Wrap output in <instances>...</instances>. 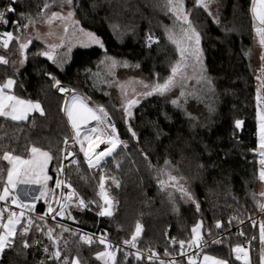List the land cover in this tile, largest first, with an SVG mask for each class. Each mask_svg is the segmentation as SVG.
<instances>
[{"label": "trees", "instance_id": "obj_1", "mask_svg": "<svg viewBox=\"0 0 264 264\" xmlns=\"http://www.w3.org/2000/svg\"><path fill=\"white\" fill-rule=\"evenodd\" d=\"M46 2L51 7L42 12ZM4 6L5 0H0V10ZM67 6H62L61 0H16V11L8 15V30L19 41L14 40L9 48L0 51L8 60V64H0V83L14 79V94L39 102L44 115L34 113L25 122L0 117V156L10 151L28 158V149L32 146L48 151L53 157L49 168L51 189H55V198L59 199L60 190L55 188L60 178L57 169L63 159L64 139L69 138L71 130L63 111L65 98L53 88L55 80L102 106L127 147L121 145L97 168H89L84 163L67 167L65 181L77 194L67 209L72 218L67 212L52 221L25 216L22 224H27L31 217L33 227L27 234H20L19 226L14 241L0 257V264H64L65 259L71 264L74 258H79L80 264H103L96 256L106 250L105 245L98 240L86 244L69 231L62 232L58 222L106 234L107 238L117 241L130 240L139 223L142 232L138 246L162 256L165 250L168 256L178 254L179 249L171 245L172 239L189 240L192 227L202 222V233L207 238L229 232L228 239H219L221 243L204 254L228 260L229 264H243L235 259L232 249L237 245L246 248L251 240V256L253 264H257L259 222H264V215L256 226L251 220L261 213L258 203L264 200L260 195L259 83L251 0H215L210 4L212 16L196 7L195 0H185V9L191 13L190 19L201 36L204 86L192 100L195 105L191 107V114L171 103L175 99L172 90L164 96L142 98L131 109V118L114 98L98 87L96 72L100 76L105 74L101 62L110 57L121 64L126 62L147 84L162 83L171 74L172 65L180 57L168 39L167 29L178 33L179 28L165 7V0H73L71 7L80 27L98 37L103 48L76 50L64 67L41 55L46 49L35 41L23 52L25 56H21L19 43L30 36L31 24L26 29L22 26L28 23L29 17L35 21L33 24L39 23ZM149 35L158 43L149 47ZM237 120L243 121L240 128L235 126ZM129 126L136 137L128 130ZM0 167L5 170L0 178L2 190L7 162L0 161ZM169 173L178 178V184L162 190L160 181H166ZM101 176L105 192L113 202L112 216L98 214L101 210L98 205L105 206L100 195ZM181 185L193 199L177 190ZM81 198L88 204L87 208L76 206ZM52 206L57 207L55 203ZM47 208L48 202L42 200L36 211L43 216ZM217 222L220 228L216 227ZM37 225L44 231L38 230ZM48 227L55 229L56 243L48 238ZM24 241L29 247H24ZM57 247L60 260L51 258ZM179 261L187 264V258ZM117 264L153 263L134 261L119 253Z\"/></svg>", "mask_w": 264, "mask_h": 264}, {"label": "snow or ice", "instance_id": "obj_2", "mask_svg": "<svg viewBox=\"0 0 264 264\" xmlns=\"http://www.w3.org/2000/svg\"><path fill=\"white\" fill-rule=\"evenodd\" d=\"M16 0H10V3L6 6L4 10H0V24H8L9 20L6 18L7 13H13L16 11L12 4H14ZM215 0H195L196 7L203 8L208 15L212 16V12L210 11V4L214 3ZM67 4L71 6L73 4V0H61V5ZM51 5L47 2L44 4V9L46 10L50 8ZM165 7L167 11L171 13L176 22V27L179 28V32L177 33L175 29H167L168 39L172 44L176 46L180 59L176 61L171 67V74L162 82H155L152 84H147L144 81H130L125 84H119L121 89V93L125 98V103L123 104V111L128 118L132 117L131 109L140 103L138 98H128V87L130 85L139 84L145 89L142 92L136 93L135 87H132V92L136 93V95L140 97L147 98L152 95H160L164 96L168 92L172 91L177 86L183 88L184 82L189 79L188 69L191 68L193 72H197L200 75L201 79H205L203 73V61H202V50L200 48L201 36L197 31L195 26L190 19L191 13L186 11L185 9V0H165ZM250 14L253 21V28L258 37L259 46L264 49V0H251L250 6ZM74 11L69 10L66 15H63L61 12H52L50 16L47 18L46 22L51 25L54 21L59 20L62 22L71 21L73 25H78L79 21L73 19ZM216 23H219L218 19L214 17ZM35 21L29 17L28 23L24 24L23 28H28L29 24H33ZM18 23V22H14ZM64 35L59 37V44H50L48 46L49 50L40 53L41 55L46 56L49 60L53 61V63L57 62V57L54 55L58 48L64 46L65 40L69 39V27L67 23L62 24ZM19 30V29H18ZM88 39L95 44H98L101 48H103L102 41L96 37L93 33L87 32L84 33L83 29L79 30ZM50 36L54 35V33L50 32ZM75 35V33H73ZM19 41L18 36H14L13 32L5 31L0 33V47L7 49L9 44L13 41ZM149 47L152 43H158L157 40L149 35L148 36ZM31 41L20 42L19 47L21 53L23 54L24 50L28 48V45ZM69 51L71 48L69 47ZM260 59L262 61L261 66V76H257V79L260 81V88L257 90V104L258 111L257 116L259 119V155L261 156L260 164L261 170L259 171V179L264 181V109H261L259 105L264 104V96L261 95V91L264 90V52L261 53ZM110 62L108 64L109 72L117 66L118 62L112 58H107ZM190 60H194V63H189ZM23 63V60L21 61ZM101 63H105L102 61ZM0 64H8V60L4 56H0ZM124 67H128V64L125 62L123 64ZM199 66V67H198ZM55 80V77H53ZM209 84L211 81H207ZM16 81L12 78H9L3 84H0V117L5 119H9L14 122H23L26 121L31 112H39L41 115H44L43 108L41 107L39 102H33L31 100H24L18 97L17 95L12 93V89ZM54 87H56L61 92H67L68 89H65L60 86V81L55 80ZM180 96H185V92L181 91ZM172 104L178 105V100L173 99L171 101ZM65 112L68 122L70 123L74 136L72 137V141L75 144L80 145V151L83 153L85 161L88 164L89 168H97L100 166L101 162L105 157L112 156L117 147L123 146L127 147V144L119 140V136L117 133V129L114 123L111 122V117H109L107 111L102 106H97L96 108L89 107L84 99L77 95L72 96V103L69 106L67 103L63 109ZM90 121H97V124H105L106 129H102L100 127H92L85 128L83 137L81 138V127L82 125L88 124ZM243 124V121L237 120L235 122L236 128H240ZM110 129V131H108ZM133 137H136V133L132 130L131 126L128 129ZM95 134V135H93ZM105 137V138H102ZM85 143H87V147H85ZM64 144L66 147L62 150L64 153L63 159L68 160L70 157H74L75 153L68 150L69 139L65 137ZM105 144L107 147L103 151L97 152L96 149L100 147V145ZM30 155L28 158H24L21 155H15L13 152L4 151L2 156H0V161L7 162L6 169V181L3 182L2 191H0V201L9 202L11 205H14L21 209L19 213L11 210L9 207L4 206L0 207V252H3L5 247L9 246L15 239L18 226L22 229L20 234H27L29 230L33 227L34 222L31 217H28L27 224H22V220L25 218V211L27 209L29 212L34 210L36 200H45L48 202V208L46 213L43 216H40L38 219L44 220L45 216L52 214V219L55 220L57 216L63 217L65 216L67 209L69 207V202L73 200V197L76 196V192L72 189L67 196L64 195L63 192L60 194V198H55V189L48 188V181L52 179L51 176L48 175L47 169L49 162L53 159L48 151H44L39 147L32 146L28 149ZM70 163L72 165H78L79 161L75 158H72ZM167 163V162H166ZM66 165L61 163L59 168L57 169L58 177L64 174V170ZM3 167H0V178H2L4 174ZM113 181L119 186L118 182ZM178 184V178L172 176L170 173L168 174V179L161 180L160 185L162 190H165L167 187H176ZM21 185L24 186H36V191L39 195L33 197V202L27 203L25 202L20 194L17 192V188ZM62 187H66L71 189V184L66 182L64 179L57 178L55 182V188L59 189ZM183 195L187 196L188 199H193L191 194L187 191V189L183 188V186H179L177 188ZM29 193L25 192L24 195L27 196ZM100 195L104 200L105 206L101 207L100 212L98 213L100 216H112L113 215V202L105 192L104 188V177L100 178ZM260 195L264 197V192H261ZM55 203L57 207H53L52 204ZM94 203V202H89ZM77 207L83 209L87 208L88 204L84 201V199H79L76 205ZM197 210H199V204L196 205ZM259 210L264 212V202L258 203ZM7 212L6 222L4 220V214ZM69 218L71 217V213L67 212ZM253 226H256L257 221H253ZM38 230L44 231V228H41L39 225L36 226ZM59 228L62 229V232L69 231L63 225H58ZM217 228L221 227V224L217 222ZM203 224L197 223L191 229V237L189 240H179L176 241L174 238L172 239V243L179 244L180 252L179 255L185 256L187 255V264H229L228 260L220 259L215 256L203 254L204 249L208 247V244L205 240L204 234L202 233ZM55 229L48 227L47 228V236L50 240H53V243H56L54 239ZM142 232V227L139 223L136 225L135 233L132 235L131 239H126L123 241L125 246L131 247L133 249L137 248L138 237ZM240 235H244L243 232L239 233ZM208 235H211L209 232ZM82 241L87 244H91L94 242V237L90 235H83L80 237ZM253 240L256 239L254 236ZM259 241H260V264H264V222H259ZM99 243L105 245L106 250L100 253H97L96 258L98 260H103V264H117V253L123 251L117 245H113L107 242V235L104 234L99 237ZM213 244L221 243V240H213ZM249 245H251V241H249ZM24 247H29L27 241H24ZM185 249H197L199 251L193 253L192 255H188ZM233 252L236 253L235 259L242 260L243 264H251L249 258V250L237 245L232 249ZM45 252H48V249H44ZM203 254L202 261L198 260V257ZM125 258L133 255V253L125 252ZM137 260L143 259L142 254L137 251L135 254ZM165 256L170 255L167 250L164 253ZM158 254L156 252H152L150 250L149 256L147 259L151 262L154 257H157ZM51 258L55 260H60L61 252L57 247V250L51 253ZM64 264H69L67 259L64 260ZM71 264H80L79 258H74L71 261ZM159 264H178L175 259L171 261L160 260Z\"/></svg>", "mask_w": 264, "mask_h": 264}, {"label": "rangeland", "instance_id": "obj_3", "mask_svg": "<svg viewBox=\"0 0 264 264\" xmlns=\"http://www.w3.org/2000/svg\"><path fill=\"white\" fill-rule=\"evenodd\" d=\"M69 10L73 11L72 7L68 5L63 10L56 11V12H61L63 15H66ZM49 16H47L45 19H43L39 23L31 24L29 27L30 36L27 38L21 39L20 42H27L30 40L32 43L33 41H35V42L42 44L45 47L46 51H48L49 50L48 46L50 44H59L60 43L59 37L64 35L62 24L67 23V25L69 27V33H68L69 39L65 40L64 46L61 48H58L56 50V52L54 53V55H56V57H57L58 65L61 67H64L67 63L70 62V60L72 58V54L76 50H79V49L85 50V49H89L92 47L99 46L98 44L92 43L88 39L87 36H85L83 33H81L79 31L80 29H82L79 24L73 25L71 21L62 22V21L56 20L51 25H49L46 22V20ZM73 19L77 21L75 15H74ZM50 32L54 33V35L50 36L49 35ZM73 33H75V35H73ZM84 33H87V31L84 30ZM12 42L9 44V47L11 46ZM69 47L71 48V51H69ZM262 52H264V49H262L259 46L258 37L255 36V39H254V55H255V67H256L257 76L262 75L261 74L262 61L260 59ZM21 56H25L24 53ZM21 58H23V57H21ZM103 61H105V63H102L101 69H102V71L105 72V74H103V76H100L99 71L96 72V84L98 85V87L101 90L105 91L109 96L114 98V100L120 105V107H123V104L125 103V98L121 93V89L119 87V84H125L126 82H130V81H143V80H142V78L138 72L132 70L129 67H124L123 64H121V63H118L117 66L110 73L109 68H108V64L110 62L107 59H104ZM189 63H191V60L189 61ZM188 75H189V79L184 82L183 88H181L180 86H177L176 88L173 89V91H174L175 99L178 100V102H179L178 106L181 109L186 110L188 114H191V107H192V105H195L194 102L192 103V100H194V98L197 96V94H196L197 90H201L203 88L204 80L201 79L200 75L198 74V70H197V72H193L192 69L189 68L188 69ZM258 83H259L258 88H260V81L259 80H258ZM132 87H135L136 93H139V92H142L145 90L139 84L130 85L127 89L129 99L138 98L139 100H141L142 98H144V97H140V96L136 95V93H133ZM181 91L185 92V96H183V97L180 96ZM261 95L264 96V90L261 91ZM66 103L70 106L72 103V97L65 99L64 107H65ZM88 106H89V104H88ZM260 106H263V104H261ZM93 108H95V107H93ZM197 109H198V107L195 108L196 111H197ZM64 114H65V112H64ZM65 117L67 119L66 114H65ZM67 121H68V119H67ZM101 125L104 126V128L106 129L105 124H101ZM70 130L73 132L71 125H70ZM108 131H110V129H108ZM51 161L49 162V164L51 163ZM260 182H261L260 190H261V192H264V183H263L264 181L260 180ZM35 189L36 188H26V189H24L23 193L28 192L29 194L27 195V197H33V196H35L34 195L35 193L36 194L38 193ZM261 200H264V197L261 196ZM1 253L2 252H0V257L2 255Z\"/></svg>", "mask_w": 264, "mask_h": 264}, {"label": "built area", "instance_id": "obj_4", "mask_svg": "<svg viewBox=\"0 0 264 264\" xmlns=\"http://www.w3.org/2000/svg\"><path fill=\"white\" fill-rule=\"evenodd\" d=\"M9 3H10V0H5V6H4V8H3L2 10H4V9L6 8V6H7ZM14 4H15V3H14ZM14 4H12V7H14ZM8 15H9V13L6 14V18H7V19H8ZM8 26H9V23H8V24H0V33L5 32V31H9V30H8ZM1 50H6V49H4L3 47H0V51H1ZM0 56H2V55H0ZM60 86L63 87V88H65V89H68V90H69V91H67V92H61V91H59L56 87L53 86L54 91H55L58 95L62 96L63 98L68 99V98L74 93V91H73L70 87H68V86H66V85H63V84H61V83H60ZM111 122H112V121H111ZM112 123H113V122H112ZM90 128H91V127H90ZM84 129H85V128H82V129H81V138L83 137ZM93 135H95V134H93ZM73 136H74V132L71 131V134H70V136H69V138H68V139H69V145H68L67 147H68V150H69V151L75 153V156H74V157H70L68 160H64V159H62V163H63L64 165H66L67 167H69V166H79V165L82 164V163H84V164H86V165L88 166L87 162L85 161V158H84L83 153L80 151V145H79V144H75V143H73V141H72V137H73ZM119 140H120V138H119ZM120 141H121V140H120ZM65 147H66V145L64 144V148H65ZM85 147H87V143H85ZM106 147H107V145L102 144V145H100V147H99L98 149H96V151H97V152H99V151H103ZM119 147H120V146H119ZM119 147H117V149H118ZM117 149H116V150H117ZM63 155H64V153H63ZM72 158L77 159V160L79 161V164H78V165H72V164L70 163V161H71ZM106 159H107V157L104 158V160L101 162L100 165H102V164L106 161ZM67 167H65V170H66ZM65 170H64V174H63L62 176H60V179H64V180H65ZM59 190H60V194H61V192H63L64 195L67 196V194H68L72 189H69V188H66V187H62V188H59ZM59 198H60V197H59ZM75 198H76V196L73 197V200H74ZM39 203H40V202H39ZM6 205H7V207H9L11 210L16 211L17 213H19V212L21 211L20 208L11 205V204H10V201H9V202H3V201H0V207H4V206H6ZM105 207H106V205H105ZM24 211H25V216H35V217H40V216H42V215H39V214L37 213L36 210H32L31 212H29L28 210H25V209H24ZM263 215H264V212H261L258 216H256L255 218H253L251 221H252V222H253V221H257V222H259V218H260L261 216H263ZM103 217H107V216H103ZM44 220H45V221H52V220H53V219H52V214H50L49 216H45V219H44ZM58 223H59L60 225L65 226L66 228H68V229H69V232H70L72 235L78 236L79 238H80L81 236H83V235H90V236L94 237V238H95V239H94V242L97 241V240L99 241V237H101L102 235H104V234H95V233H93V232L83 230V229H81V228H79V227H77V226H75V225L64 224V223H61V222H58ZM257 224H258V223H257ZM242 225H243V224H241L240 226H238V227L236 228V230H239V228H240ZM204 237H205V236H204ZM222 238H223V239H228V238H229V232H224V233L222 232V233L218 234L217 236H215V237H213V238H207V237H205V240H206V242H207V244H208V247L205 248L204 251H205V250H208V249H211V248L214 247L215 244L212 243L213 240H219V239H222ZM250 241H251V240H250ZM83 242H84V241H83ZM107 242H109V243H111V244H113V245H117V246H119L120 248L123 249V251L118 252L117 255H118L119 253H125V252L133 253V255L128 256V257L131 258V259H133L134 261H140V260H137L136 257H135V255H134L137 251H139V252L142 254V256H143V259H141V260H145L146 262H148V263H153V264H154V263L159 264V261H160L161 259L164 260V261H171L172 259H175V260L178 262V264H181L179 260L182 259V258H187V255H185V256H181V255H179V253L176 254V255H172V256H162V255L158 254V256H157V257H154L153 260L150 262V261L147 259V257L149 256V252H150V250H143V249H141V248L138 246V244H137V248L133 249V248H131V247L125 246V245L123 244V241H117V240H113V239H109V238H107ZM251 242H252V241H251ZM84 243H85V242H84ZM86 244H87V243H86ZM171 245L174 246V247H176L177 249H179V252H180V247H179V244H178V243L173 244L172 241H171ZM246 248H247L249 251H251V250H252V245H249V242H248L247 245H246ZM185 251H186V253H187L188 255H192L193 253H195V252H197V251H199V250H197V249H191V250H189V249H185ZM203 254H204V252H203ZM203 254H201L199 257L203 256Z\"/></svg>", "mask_w": 264, "mask_h": 264}, {"label": "crops", "instance_id": "obj_5", "mask_svg": "<svg viewBox=\"0 0 264 264\" xmlns=\"http://www.w3.org/2000/svg\"><path fill=\"white\" fill-rule=\"evenodd\" d=\"M6 82V81H5ZM4 83V82H3ZM3 83H0V84H3ZM15 86H16V84L14 85V87H13V89H12V93L14 94V90H15ZM73 95H77V96H79V97H81L82 99H84L88 104H89V107H97V105L96 104H94L89 98H87L86 96H84L83 94H80V93H77V92H74L69 98H71ZM21 99H23V98H21ZM25 100V99H24ZM41 105V104H40ZM41 107L43 108V106L41 105ZM259 107L261 108V109H264V104H263V106H260L259 105ZM43 111H44V109H43ZM34 113H37V114H40L39 112H31L30 114H29V116H31L32 114H34ZM41 115V114H40ZM29 118V117H28ZM9 120V119H8ZM257 121H258V124H257V141H258V145H259V119H258V116H257ZM23 122H25V121H23ZM69 123V122H68ZM69 126H70V123H69ZM100 127V128H102V129H105L104 128V126H102L101 124L100 125H98L97 124V121H90L88 124H86V125H82V127L81 128H92V127ZM102 138H105V137H102ZM49 168H50V164L48 165V169H47V172H48V174H49ZM26 188H36V186H24V185H21V186H19L18 188H17V192L20 194V196H21V198L25 201V202H27V203H31V202H33V197H27V196H25L24 195V189H26ZM48 188L49 189H51V180H49L48 181ZM0 191H2V190H0ZM35 196L36 195H39V193H35L34 194ZM43 199H41V200H36V201H34V203H35V208H34V210H37L36 208H37V206L39 205V202H41ZM43 201H45V200H43ZM14 206V205H13ZM25 210H27V209H25ZM6 219H7V212H5V214H4V220H5V222H6ZM18 228H19V226H18ZM0 231H2V230H0ZM7 247H5V249H6ZM4 249V250H5ZM247 249V248H246ZM4 250H3V252H4ZM3 252L1 253V254H3ZM207 255H211V256H213L212 254H207ZM2 256V255H1ZM216 257V256H215ZM202 258H203V256H201L200 258H199V261H202ZM218 258V257H217ZM249 258H250V261H251V264H253V260H252V256H251V251H249ZM221 259V258H220ZM242 263H243V261L242 260H240ZM257 264H260V259L258 260V263Z\"/></svg>", "mask_w": 264, "mask_h": 264}, {"label": "bare ground", "instance_id": "obj_6", "mask_svg": "<svg viewBox=\"0 0 264 264\" xmlns=\"http://www.w3.org/2000/svg\"><path fill=\"white\" fill-rule=\"evenodd\" d=\"M181 263V262H180Z\"/></svg>", "mask_w": 264, "mask_h": 264}, {"label": "water", "instance_id": "obj_7", "mask_svg": "<svg viewBox=\"0 0 264 264\" xmlns=\"http://www.w3.org/2000/svg\"><path fill=\"white\" fill-rule=\"evenodd\" d=\"M56 251V250H55Z\"/></svg>", "mask_w": 264, "mask_h": 264}]
</instances>
